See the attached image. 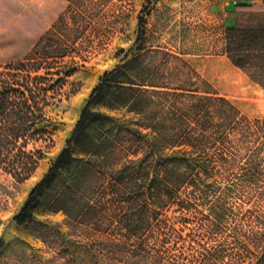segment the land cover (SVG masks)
<instances>
[{
    "label": "trees",
    "instance_id": "trees-1",
    "mask_svg": "<svg viewBox=\"0 0 264 264\" xmlns=\"http://www.w3.org/2000/svg\"><path fill=\"white\" fill-rule=\"evenodd\" d=\"M64 20L30 57L0 65V171L17 184L33 177L54 146L61 124L55 111L79 89L71 78L80 65L69 59L76 39ZM143 37L140 32L138 43ZM226 53L264 89V21L228 27ZM99 82L13 221L63 249L72 264H178L166 257L169 242L184 239L175 225L206 205L208 179L226 160V145L236 147L258 130L181 55L162 48L140 45ZM42 206L63 212L83 240L39 219ZM174 210L179 215L170 221ZM228 219L218 197L202 213L207 239ZM234 241L238 264H264V229L252 237L238 233ZM197 242L190 245L192 264L227 258L220 244ZM5 244L1 238L0 251Z\"/></svg>",
    "mask_w": 264,
    "mask_h": 264
},
{
    "label": "rangeland",
    "instance_id": "rangeland-1",
    "mask_svg": "<svg viewBox=\"0 0 264 264\" xmlns=\"http://www.w3.org/2000/svg\"><path fill=\"white\" fill-rule=\"evenodd\" d=\"M62 16L76 39L71 41L69 59L80 65L71 78L79 89L55 111L61 123L55 144L46 150L33 177L17 184L0 171V239L6 243L0 251V264H72L63 249L44 243L31 227H17L13 218L65 147L102 75L126 56L135 55L140 45L181 55L221 96L238 106L258 130L236 147L226 145V160L208 179L211 189L206 205H201V212H195L187 222L175 225L184 239L178 245L172 239L167 245L166 257L178 264H192L190 245L193 242L199 246V240L220 244L226 250L227 258L218 264H238L234 237L238 233L252 237L264 229V89L227 56L226 31L233 25L264 21L263 1L0 0V65L30 57L37 42ZM140 32L144 37L138 43ZM218 197L226 204L229 219L219 234L207 239L201 225L202 213H207L208 206ZM177 215L179 212L170 211V221ZM37 217L59 225L70 240H83L82 229L72 227L63 212L49 213L42 206Z\"/></svg>",
    "mask_w": 264,
    "mask_h": 264
}]
</instances>
